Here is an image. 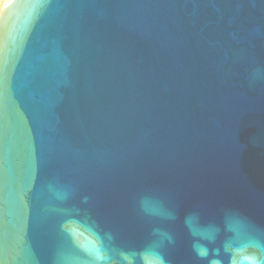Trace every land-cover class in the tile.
Wrapping results in <instances>:
<instances>
[{"label":"water","instance_id":"95a60500","mask_svg":"<svg viewBox=\"0 0 264 264\" xmlns=\"http://www.w3.org/2000/svg\"><path fill=\"white\" fill-rule=\"evenodd\" d=\"M193 212L264 243V0H9L0 264L87 260L105 233L150 262L154 228L200 264Z\"/></svg>","mask_w":264,"mask_h":264},{"label":"clouds","instance_id":"9594fccd","mask_svg":"<svg viewBox=\"0 0 264 264\" xmlns=\"http://www.w3.org/2000/svg\"><path fill=\"white\" fill-rule=\"evenodd\" d=\"M142 212L150 217L176 219L174 212L163 211L148 200L142 204ZM183 224L191 238V250L200 264H264V243L254 238H242L237 224L205 222L195 212L186 215ZM97 235L100 236L99 233ZM153 236L155 239L148 245L154 257L150 262L142 260L140 251L106 248L103 243L105 237L109 241L114 237L105 233L100 236L101 244L90 259H77L73 264H169L160 249L165 241L173 242L172 235L154 228Z\"/></svg>","mask_w":264,"mask_h":264},{"label":"rangeland","instance_id":"374dc122","mask_svg":"<svg viewBox=\"0 0 264 264\" xmlns=\"http://www.w3.org/2000/svg\"><path fill=\"white\" fill-rule=\"evenodd\" d=\"M8 0H0V8H2Z\"/></svg>","mask_w":264,"mask_h":264},{"label":"bare ground","instance_id":"6f19581e","mask_svg":"<svg viewBox=\"0 0 264 264\" xmlns=\"http://www.w3.org/2000/svg\"><path fill=\"white\" fill-rule=\"evenodd\" d=\"M8 1H9V0H8ZM8 1H7V3H8ZM7 3H6L4 6H6V5H7ZM4 6H3V7H4ZM3 7H2V8H3ZM2 8H0V12H1Z\"/></svg>","mask_w":264,"mask_h":264}]
</instances>
